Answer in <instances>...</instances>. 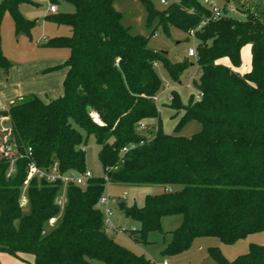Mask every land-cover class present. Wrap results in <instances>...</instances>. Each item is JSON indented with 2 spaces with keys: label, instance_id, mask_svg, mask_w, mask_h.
I'll use <instances>...</instances> for the list:
<instances>
[{
  "label": "trees",
  "instance_id": "16d2710c",
  "mask_svg": "<svg viewBox=\"0 0 264 264\" xmlns=\"http://www.w3.org/2000/svg\"><path fill=\"white\" fill-rule=\"evenodd\" d=\"M67 1L73 13L48 19L69 27L70 36L45 44L69 50L63 94L47 103L31 97L1 113L9 129L0 130V252L32 255L31 264H153L108 236L97 207L106 184L165 188L147 195L141 208L121 201L116 206L139 225L127 230L138 244L161 231L164 217L181 216L165 255L187 251L196 238L232 245L264 231V16L237 9L245 17L238 20L223 10L214 20L198 0H179L163 11L140 0L148 26L156 19L166 34L170 28L188 35L195 31L198 79L192 86L197 96L186 105L175 91L169 97L170 106L182 113L175 133L190 120L201 126L184 137L161 130L155 101L163 86L155 65L178 83L192 65L188 58L172 63L163 52L150 50L148 39L122 25L113 0ZM26 4L35 6L30 0L0 3V21L8 12L16 34L30 35L36 25L20 13ZM247 45L250 69L239 74L241 49ZM10 67L0 50V68L7 74ZM151 121L157 126L146 140L136 128ZM89 136L100 147L104 177L91 178L85 188L67 186L61 213L55 201L62 185L32 179L26 187L28 209L22 211L20 191L28 161L18 159L14 175L7 177L10 158L2 147L13 142L22 154L30 148L38 167L56 165L60 173L82 174ZM130 144L136 147L122 154ZM59 213L60 220L48 227ZM208 254L218 264H264V245L250 244L246 254L230 263L216 247Z\"/></svg>",
  "mask_w": 264,
  "mask_h": 264
},
{
  "label": "rangeland",
  "instance_id": "374dc122",
  "mask_svg": "<svg viewBox=\"0 0 264 264\" xmlns=\"http://www.w3.org/2000/svg\"><path fill=\"white\" fill-rule=\"evenodd\" d=\"M35 4L33 7L24 5L20 10L22 16L29 20L35 21L36 25L31 30L30 35L24 33L16 34L12 18L8 12H5L0 21V50L13 65H19L25 61H32L40 58L54 57L57 53H63L68 59L69 51L63 48H50L44 42V38L49 36L64 37L70 36V28L66 25H58L48 17L57 16L60 14H71L74 12V6L67 0H30ZM153 8L157 11L165 10L169 4L161 5L159 0H149ZM202 5L204 0H198ZM214 1V0H210ZM2 0H0V3ZM114 9L122 16L121 23L129 29L130 34L143 36L148 39V48L154 52H166L167 58L172 63L182 62L187 58L189 48L197 45V40L180 30L170 28L166 34L161 27L158 26V21L154 19L151 25H147V10L140 0H113ZM216 6L221 10H225L227 15L238 20H243L245 17L238 12L237 9L247 11L253 15L264 16V0H215ZM55 6L56 12L50 13L49 7ZM235 10V11H234ZM223 14V12H222ZM66 35H54L57 32H63ZM68 31V32H67ZM52 36V37H51ZM61 56V55H60ZM65 60V61H66ZM241 67L237 70L239 74L242 71L246 72L250 68V46H244L241 49ZM189 64L187 71L180 76L178 83H174L169 78L166 70L162 65H156L157 74L162 82V90L156 96V107L159 113L160 127L164 134H178L184 137H190L200 131L201 126L195 120L187 121L183 124L179 131L175 133V128L182 118L180 111L174 110L170 106V94L175 91L178 94L182 105H186L191 96H197V92L192 86V81L198 79V72L195 61L188 59ZM64 64V63H63ZM61 64V66H63ZM60 66V67H61ZM180 82V85H179ZM27 98L23 99L25 101ZM21 101V102H23ZM157 123L151 121L145 132L139 133L141 136H146L150 139L155 133ZM151 128V129H150ZM9 129V121H0V130ZM100 147L95 142L92 136L87 139V144L84 146L85 151V170L90 172L92 178H103L104 170L98 160V152ZM78 174V173H76ZM85 188V185H82ZM163 186H146L132 187L124 185L106 184L103 196H109L112 199L124 202L127 207L136 206L141 208L144 205V199L147 195H154L163 192ZM20 201H25L21 205L22 211H27V192L24 185L20 191ZM97 207L103 215L104 208L98 203ZM63 208L60 209V213ZM52 218L53 224L48 222V227H52L60 220L61 214ZM111 222L117 229L124 230L122 233L111 232L106 229L109 237L115 243L132 252L136 256H144L153 264H218L208 254V249L216 247L227 262L234 261L237 257L248 252L250 244L264 245V231L248 236L232 245L222 244L218 239L196 238L193 240L190 248L176 255H165L164 250L171 240V232L177 229L181 223V216H168L161 220V231L151 232L147 236V242L138 244L134 241V234L127 230L138 229L139 225L122 216L116 206H112ZM29 255V254H27ZM20 255H11L0 252V264H21L23 258ZM91 264H104L98 260H92Z\"/></svg>",
  "mask_w": 264,
  "mask_h": 264
},
{
  "label": "crops",
  "instance_id": "0c3cea01",
  "mask_svg": "<svg viewBox=\"0 0 264 264\" xmlns=\"http://www.w3.org/2000/svg\"><path fill=\"white\" fill-rule=\"evenodd\" d=\"M23 6L21 5L19 10H22ZM63 33L64 31L57 32L54 35H66ZM49 39L51 38L47 36L43 41L47 42ZM64 58L63 53H57L53 58L25 61L19 65H13L9 62L11 67L7 74L0 68V121H8V118L1 113L6 112L11 105L19 103L25 98L37 97L42 102L47 103L60 97L63 94V81L67 72V69L61 66L66 60ZM243 73L245 72L242 71L241 74ZM19 255L23 258V260L20 258L22 260L21 264H31L33 262L32 255Z\"/></svg>",
  "mask_w": 264,
  "mask_h": 264
},
{
  "label": "built area",
  "instance_id": "2783aa9c",
  "mask_svg": "<svg viewBox=\"0 0 264 264\" xmlns=\"http://www.w3.org/2000/svg\"><path fill=\"white\" fill-rule=\"evenodd\" d=\"M178 2L179 0H159V3L161 5H167V4L178 3ZM204 4H205L204 6H206L209 9L212 19L216 20L222 17V11L216 6L215 0L214 1L204 0ZM49 11L51 13L56 12V7L50 6ZM204 24L205 22H203L201 26ZM189 35L195 38V31H190ZM187 58L193 59L196 62L197 52H196L195 46L188 49ZM196 68H198L197 65H196ZM147 129H148L147 125L144 123H141L137 126L136 131L138 133H141V132H145ZM143 137L146 138V136H143ZM146 140H149V139L146 138ZM143 143L144 141H141L139 144L142 145ZM135 147H136L135 144L127 145L122 149L121 153L124 154L128 152L129 150L134 149ZM1 150L5 156H8L10 158L9 167L6 173L7 177L14 175L15 170H16L15 162L18 159L25 158L28 161L27 166H26V182H25L26 187H27L28 182L32 179H36L38 181L39 180L46 181L49 184H54V183L59 182L62 185V191L60 195L56 198L55 203L60 209L63 208L66 203L65 189L67 186L69 185L82 186V185H85L88 182V180L92 178L91 173L88 171H85L82 174H79V173L76 174V172L74 171L60 173L56 165H53L52 167L48 169L38 167L35 164V162L31 160V149L28 148L26 152L22 154L19 152L16 144L13 142L6 143L2 147ZM119 201L120 200H115L109 196L102 195L98 203L104 208L103 210L104 227L111 232L122 233L124 232V230L122 231L120 229H117L116 227H114V225L111 222L112 206H117ZM24 203L25 201H21V205ZM53 221H54L53 219L49 220L51 224H53Z\"/></svg>",
  "mask_w": 264,
  "mask_h": 264
},
{
  "label": "water",
  "instance_id": "95a60500",
  "mask_svg": "<svg viewBox=\"0 0 264 264\" xmlns=\"http://www.w3.org/2000/svg\"><path fill=\"white\" fill-rule=\"evenodd\" d=\"M163 54H164V55H167V53H166V52H163Z\"/></svg>",
  "mask_w": 264,
  "mask_h": 264
}]
</instances>
